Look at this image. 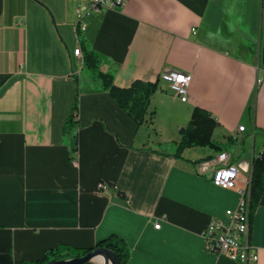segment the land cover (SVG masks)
I'll return each mask as SVG.
<instances>
[{
  "label": "crops",
  "instance_id": "obj_1",
  "mask_svg": "<svg viewBox=\"0 0 264 264\" xmlns=\"http://www.w3.org/2000/svg\"><path fill=\"white\" fill-rule=\"evenodd\" d=\"M90 1L0 0V264L111 235L128 243L127 264H241L209 252L203 235L237 208L264 153L258 0H127L92 11L80 31ZM78 47L120 87L157 83L142 125L86 72ZM168 70L192 75L188 102L162 80ZM196 108L223 149L176 157ZM223 153L241 170L233 189L212 181ZM250 219L259 261L249 264H264V193Z\"/></svg>",
  "mask_w": 264,
  "mask_h": 264
},
{
  "label": "trees",
  "instance_id": "obj_2",
  "mask_svg": "<svg viewBox=\"0 0 264 264\" xmlns=\"http://www.w3.org/2000/svg\"><path fill=\"white\" fill-rule=\"evenodd\" d=\"M82 56L86 72L88 71L97 76L100 83V88L109 92L114 100L128 112V114L136 121V123L138 125H142L146 120L150 101L152 95L156 91L157 83L136 80L129 87H120L116 85L114 77L111 74L100 70L98 66L100 56L95 51L84 48V50H82ZM78 106L79 92L74 104V113L78 112ZM74 113H71L63 127L64 137L69 134L71 129L77 123ZM214 128L215 123L210 118L209 113L202 109L196 108L193 111L188 128L185 129L182 135L181 142L175 153L176 157H181L182 153L186 149L194 147H210L215 150H221L222 147L217 145L214 140H212ZM263 193L264 153L255 158L252 164V175L248 187L250 215L260 202ZM97 248H105L112 251L118 260V264H127L131 256V249L128 243L118 235H111L91 248H74L68 245H59L47 251L42 259L26 262L24 264H47L51 261L80 258Z\"/></svg>",
  "mask_w": 264,
  "mask_h": 264
},
{
  "label": "built area",
  "instance_id": "obj_3",
  "mask_svg": "<svg viewBox=\"0 0 264 264\" xmlns=\"http://www.w3.org/2000/svg\"><path fill=\"white\" fill-rule=\"evenodd\" d=\"M127 0H91L87 10L78 8L77 10V27L81 31L85 30L83 24L84 18L92 11L101 9L116 10L121 8ZM74 54L82 57L81 47L75 49ZM183 77V79H178ZM161 78L167 83L169 89L182 102H188L189 87L192 81V75L178 70H168L162 73ZM77 119V112L74 113ZM245 127L239 128V131H244ZM219 167L212 170V181L217 186L224 189H233L236 187L239 180L240 168L228 161L226 153L218 157ZM249 182L247 183L249 187ZM247 189L240 190V201L236 209H230L226 212L224 218H215L211 221L208 228L204 232L206 248L209 252L216 255H226L232 261L249 264L251 262L258 263L259 255L252 251L250 242V204ZM100 189H106L103 184L99 185ZM157 229L160 224H156Z\"/></svg>",
  "mask_w": 264,
  "mask_h": 264
},
{
  "label": "water",
  "instance_id": "obj_4",
  "mask_svg": "<svg viewBox=\"0 0 264 264\" xmlns=\"http://www.w3.org/2000/svg\"><path fill=\"white\" fill-rule=\"evenodd\" d=\"M263 55H264V47H263ZM263 63H264V56H263ZM183 133L184 131H182V134ZM89 263L118 264V260L112 251L105 248H97L80 258L51 261L47 264H89Z\"/></svg>",
  "mask_w": 264,
  "mask_h": 264
},
{
  "label": "rangeland",
  "instance_id": "obj_5",
  "mask_svg": "<svg viewBox=\"0 0 264 264\" xmlns=\"http://www.w3.org/2000/svg\"><path fill=\"white\" fill-rule=\"evenodd\" d=\"M261 5L263 7L262 13H261ZM258 13L253 17L256 25L255 26V32L257 35L261 36L262 35V42L264 41V0H258ZM262 18V20H261ZM263 44V43H262ZM261 44V62H263V45ZM252 51L256 50V46L254 47L253 44L251 45ZM88 72V71H87ZM91 76L93 75L92 73L88 72ZM92 264H98V263H92Z\"/></svg>",
  "mask_w": 264,
  "mask_h": 264
},
{
  "label": "snow or ice",
  "instance_id": "obj_6",
  "mask_svg": "<svg viewBox=\"0 0 264 264\" xmlns=\"http://www.w3.org/2000/svg\"><path fill=\"white\" fill-rule=\"evenodd\" d=\"M180 79L182 80V79H183V77H180Z\"/></svg>",
  "mask_w": 264,
  "mask_h": 264
},
{
  "label": "flooded vegetation",
  "instance_id": "obj_7",
  "mask_svg": "<svg viewBox=\"0 0 264 264\" xmlns=\"http://www.w3.org/2000/svg\"><path fill=\"white\" fill-rule=\"evenodd\" d=\"M263 47H264V42H263Z\"/></svg>",
  "mask_w": 264,
  "mask_h": 264
},
{
  "label": "clouds",
  "instance_id": "obj_8",
  "mask_svg": "<svg viewBox=\"0 0 264 264\" xmlns=\"http://www.w3.org/2000/svg\"><path fill=\"white\" fill-rule=\"evenodd\" d=\"M178 79H180V77H178Z\"/></svg>",
  "mask_w": 264,
  "mask_h": 264
}]
</instances>
